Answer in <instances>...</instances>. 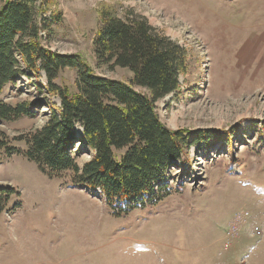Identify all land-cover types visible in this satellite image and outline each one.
Instances as JSON below:
<instances>
[{"label": "rangeland", "instance_id": "1", "mask_svg": "<svg viewBox=\"0 0 264 264\" xmlns=\"http://www.w3.org/2000/svg\"><path fill=\"white\" fill-rule=\"evenodd\" d=\"M38 3L45 47L79 54L117 80L132 73L93 56L98 11L144 17L190 55L180 88L156 102L159 118L172 129L228 136L208 144L196 136L186 147L188 163L175 160L169 169V194L127 213L72 184L70 171L40 168L16 148L0 150V188L12 191L0 213V264H264V0ZM34 75H20L3 94L11 103L36 101L34 115L0 121L8 145L20 149L26 145L15 138L47 121L48 101L59 104L38 86L47 81L44 71ZM75 75L65 68L59 76L72 86ZM77 148L81 165L92 152L78 141Z\"/></svg>", "mask_w": 264, "mask_h": 264}, {"label": "trees", "instance_id": "2", "mask_svg": "<svg viewBox=\"0 0 264 264\" xmlns=\"http://www.w3.org/2000/svg\"><path fill=\"white\" fill-rule=\"evenodd\" d=\"M1 1L0 121L35 114L36 101L11 103L3 97L22 74L38 76L44 71L47 81L38 86L57 95L59 104L48 101L53 111L47 121L15 138L24 141L25 149L8 145L0 129V150L10 153L16 148L40 168L70 171L72 184L127 213L153 206L169 194V169L175 160L188 163L186 147L196 136L204 144L212 138L226 140L228 135H217L213 129L191 133L172 129L159 118L156 102L180 88L181 77L190 72V55L144 17H120L108 7L98 11L93 56L132 73L128 80H117L96 73L79 54L59 53L42 44L40 32L46 27L45 19L37 16L38 0ZM65 68L76 70L72 86L59 76ZM76 141L92 152L81 165ZM11 192L0 188V213Z\"/></svg>", "mask_w": 264, "mask_h": 264}, {"label": "built area", "instance_id": "3", "mask_svg": "<svg viewBox=\"0 0 264 264\" xmlns=\"http://www.w3.org/2000/svg\"><path fill=\"white\" fill-rule=\"evenodd\" d=\"M230 232H235V227L233 226V227H230V230H229Z\"/></svg>", "mask_w": 264, "mask_h": 264}]
</instances>
